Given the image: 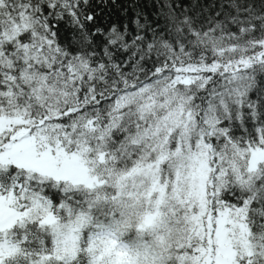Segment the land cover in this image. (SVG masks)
<instances>
[{"label":"snow or ice","instance_id":"snow-or-ice-1","mask_svg":"<svg viewBox=\"0 0 264 264\" xmlns=\"http://www.w3.org/2000/svg\"><path fill=\"white\" fill-rule=\"evenodd\" d=\"M117 7L0 0V264H264V0Z\"/></svg>","mask_w":264,"mask_h":264},{"label":"trees","instance_id":"trees-1","mask_svg":"<svg viewBox=\"0 0 264 264\" xmlns=\"http://www.w3.org/2000/svg\"><path fill=\"white\" fill-rule=\"evenodd\" d=\"M192 0H185V3H191ZM202 4L213 3L214 0H199ZM156 0H117V7L109 12V15L106 17L105 23H108L112 20H120L124 23H130L131 19L134 18L135 12L132 11V7L136 8V11L142 12L148 17L149 20L155 19ZM127 8V12H123L122 9ZM161 23L163 20L161 19Z\"/></svg>","mask_w":264,"mask_h":264}]
</instances>
